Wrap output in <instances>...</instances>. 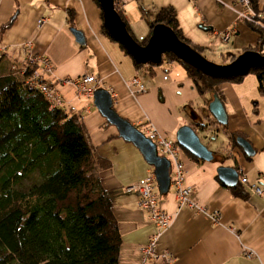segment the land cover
<instances>
[{
	"label": "crops",
	"instance_id": "1",
	"mask_svg": "<svg viewBox=\"0 0 264 264\" xmlns=\"http://www.w3.org/2000/svg\"><path fill=\"white\" fill-rule=\"evenodd\" d=\"M120 1L117 11L127 28L133 16L132 3L137 12V6L151 10L170 6L175 11L182 37L200 47L199 50L209 47L210 38L224 48L220 56H235L246 47H257L256 33L235 15L243 9L238 0H146L142 4L140 0ZM256 7L258 14L264 15V0H256ZM123 8L127 11L123 12ZM13 13L8 26L0 33L1 63L5 66L9 61L21 63L25 54L41 56L48 61L51 73L44 78L55 83L63 108L80 116L90 146L98 157L108 162V167L96 174L99 184L106 190L120 237L117 264H140L139 248L153 226L137 208L136 194L124 192L123 187L133 184L151 169L129 143L118 137L106 139L114 130L105 133L103 119L89 111L91 98L75 97L72 85L55 81L93 75L100 80L99 87L109 91L112 109L118 116L135 127L149 123L161 136L174 140L172 129L160 125L152 113L157 107L152 91L159 90L160 84L145 80L142 92L128 85L135 73L141 84L139 72L117 43L99 32V10L91 0H0V25ZM69 29L81 34L82 45L75 42ZM225 31L228 35L223 41L221 37ZM258 49L264 52V41ZM176 66L168 64V68L178 73L176 80L184 82L186 77ZM170 72H166L164 78L171 84L175 78L170 80ZM243 76L236 82H221L215 89L225 113L224 130L245 139L253 153L245 159L247 156L237 146L225 145L220 133L221 146L215 158L221 163L196 162L178 150L182 183L189 188L188 198L199 210L186 207L177 210L169 188L157 197V207L170 219L157 236L153 251L155 256L166 258L167 264H264V194L257 196L249 188L264 176V96L256 92L255 79L253 83ZM202 91L208 95L203 99L206 104L213 94ZM145 98L152 103V110L144 103ZM250 103L254 107L250 108ZM196 108L199 114L191 115L190 123L201 125L208 114L203 106ZM178 125L190 124H176L175 128ZM219 164L235 168L236 182L245 192L246 200L232 195L219 183L214 173ZM213 212L217 213L215 218L211 216Z\"/></svg>",
	"mask_w": 264,
	"mask_h": 264
},
{
	"label": "trees",
	"instance_id": "2",
	"mask_svg": "<svg viewBox=\"0 0 264 264\" xmlns=\"http://www.w3.org/2000/svg\"><path fill=\"white\" fill-rule=\"evenodd\" d=\"M91 1L98 8L96 0ZM247 5L253 15L251 22L246 23L257 35V47L244 50L263 53L258 46L264 41V15L258 14L256 0H247ZM137 10L146 27L139 45L144 44L151 27L157 23L168 27L178 40L186 43L172 7L151 10L137 6ZM116 12L123 21L120 12ZM13 15L0 25V33ZM98 16L100 19V12ZM123 24L128 32L124 21ZM99 32L112 40L101 25ZM189 47L197 53L200 48L192 44ZM27 55L21 63L9 61L2 65L3 69L0 67V264H117L120 237L106 190L96 176L99 170L108 167V162L98 157L90 146L80 116L66 112L62 104L51 107L38 92L34 84L39 80L29 79L32 71L40 69V64L28 60ZM233 57L222 55V63ZM1 61L0 46V65ZM162 63L179 65L198 94L205 90L219 101L215 86L240 79L203 76L169 52L162 53L156 65H138L131 60L137 72L143 68L148 74L153 66ZM247 73L253 74L256 92L264 96V67L249 69ZM204 118L205 123H189V126L198 131L218 132L225 138L227 147L236 146L237 134L226 132L209 115ZM111 137L117 138L116 133L107 135L106 139ZM177 149L200 162L180 147ZM226 188L232 195L246 200L238 182ZM140 264H167V260L154 256L142 261L140 256Z\"/></svg>",
	"mask_w": 264,
	"mask_h": 264
},
{
	"label": "water",
	"instance_id": "3",
	"mask_svg": "<svg viewBox=\"0 0 264 264\" xmlns=\"http://www.w3.org/2000/svg\"><path fill=\"white\" fill-rule=\"evenodd\" d=\"M96 2L100 12L101 27L112 41L117 43L125 54L138 65L146 63L156 65L160 61L162 53L169 52L177 60L209 78L241 77L249 69L264 67V52L258 53L253 50H243L225 63H211L189 45L178 40L168 27L159 23L151 27L146 41L143 45H139L126 31L123 21L113 7L112 0H96ZM69 32L75 42L82 45L81 34L73 29H69ZM91 105L106 124L113 127L119 139L129 143L137 150L144 163L151 169L157 195H164L169 188V161L157 155L153 143L135 126L115 113L111 106L108 90L101 87L95 88L91 93ZM205 110L216 123L225 124L224 110L214 94L205 104ZM173 138L178 147L196 159L204 162L212 160L213 153L199 142L195 129L190 126H179ZM234 142L244 156L252 155L253 151L245 139L234 137ZM214 173L221 185L233 187L236 184L237 172L233 166L219 164L215 167Z\"/></svg>",
	"mask_w": 264,
	"mask_h": 264
},
{
	"label": "built area",
	"instance_id": "4",
	"mask_svg": "<svg viewBox=\"0 0 264 264\" xmlns=\"http://www.w3.org/2000/svg\"><path fill=\"white\" fill-rule=\"evenodd\" d=\"M119 2L121 1L113 0V4L115 5ZM238 2L242 5L243 9L235 13L236 17L251 22V16L253 14L248 8L247 0H238ZM262 27L264 30V24ZM227 35L228 32L225 31L221 39L224 41ZM27 59L40 64V69L32 71L29 80L31 82L39 80L34 85L51 107L60 106L62 101L58 92L55 90V83L43 78L45 74L51 73V67L48 61L41 56L32 54H28ZM55 82L58 84L68 83L72 85L74 96L84 97L86 99L90 98L92 91L100 86V80L90 74H83L73 79H62ZM128 85L133 86L136 92L143 91V87L138 81L137 73L131 77ZM139 131L153 143L157 155L166 158L170 163L169 189L172 191L176 209L186 207L192 210H199L188 198L189 188L182 184L183 172L178 161V149L175 142L161 136L149 123L141 125ZM249 188L255 195H263L264 176H261L258 181L249 185ZM123 191H132L136 194L137 208L142 211L146 220L153 226V232L149 239L139 248L141 260L143 261L147 257H154L153 248L155 240L169 223L170 216L157 207V193L154 190V179L151 171L146 172L141 178L134 181L133 184L123 187ZM211 216L215 218L217 213L213 212Z\"/></svg>",
	"mask_w": 264,
	"mask_h": 264
},
{
	"label": "rangeland",
	"instance_id": "5",
	"mask_svg": "<svg viewBox=\"0 0 264 264\" xmlns=\"http://www.w3.org/2000/svg\"><path fill=\"white\" fill-rule=\"evenodd\" d=\"M139 2L140 4L146 3V0H140ZM132 4H133L132 14L134 17L132 16L131 21H129V26L127 29H128L130 36L133 38V40L136 43H139L142 40L143 36L145 35L146 27H145V23L143 22V20L139 18V14L135 10L134 3ZM113 7L115 11H117L119 4H116V5L113 4ZM123 10H124L123 12L127 11L124 8ZM186 44L191 45L188 41H186ZM216 44H218V41L217 40L214 41L210 38L209 42L207 43V46L209 47L203 50L200 49L198 51V54L211 63L221 64L222 58L220 56V52H222L224 48L219 47ZM2 65H4V63L0 65V67L3 69ZM176 67L179 71H183L179 65ZM168 69L170 68H168L167 63H162L160 65L153 66L152 67L153 74H148L145 72L143 68H141L139 70V80L142 86L146 85V83L144 82L145 80L151 81L153 84H160L159 90L155 89L152 91L153 99L157 101V104H156L157 107L155 111L152 110V103H149L150 100L148 98L144 99V103H147V105L150 107L153 115L155 116L157 121H159L160 125L164 124L168 128L172 129L171 137H174L176 128L181 126V125H178V127L175 128L176 124H181V123L189 124L192 121L191 115L193 116L194 114L195 115L199 114V109H197L196 107L203 106L205 108L203 99L206 100L208 98V95L207 93L198 94L188 78H185L184 82H181L180 80H176L178 73L176 71H172L171 69L169 70L171 72L168 74V76L170 80H174L175 78V81L173 83L171 82V84L166 83L169 80H165L164 75L166 76V72L167 73L169 72ZM243 77L244 79H246V81H247V78L252 79L254 83V76L252 73H246ZM158 91L160 94H158ZM252 102H254V100H252ZM251 103L249 104L250 108L254 107V105H252ZM89 111L92 114L99 117V115L97 114V112L95 111V109L93 108L91 104H89ZM136 127L137 129H140V126H136ZM104 130L106 133L107 131L108 132L113 131L114 129L111 126H105ZM195 133H196V136L199 142L213 153L212 160L208 161L207 163L218 164L219 161L215 158V154L216 152L219 151L218 146H221L220 141L222 140V137L220 136V134L218 133V135H214V133H211V134L207 133L206 135L204 131L201 132L198 130H195ZM96 138H97V135H96ZM216 149L217 151H215ZM182 179H183V176H182Z\"/></svg>",
	"mask_w": 264,
	"mask_h": 264
},
{
	"label": "bare ground",
	"instance_id": "6",
	"mask_svg": "<svg viewBox=\"0 0 264 264\" xmlns=\"http://www.w3.org/2000/svg\"><path fill=\"white\" fill-rule=\"evenodd\" d=\"M112 2H113V0H112ZM91 98V97H90Z\"/></svg>",
	"mask_w": 264,
	"mask_h": 264
}]
</instances>
